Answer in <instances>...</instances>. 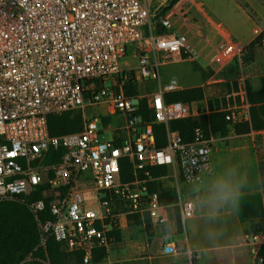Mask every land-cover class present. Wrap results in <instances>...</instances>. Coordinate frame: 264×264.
<instances>
[{
    "label": "built area",
    "instance_id": "1",
    "mask_svg": "<svg viewBox=\"0 0 264 264\" xmlns=\"http://www.w3.org/2000/svg\"><path fill=\"white\" fill-rule=\"evenodd\" d=\"M170 1L0 0V202L27 204L38 247L50 237L66 254L93 264L97 249L114 244L121 214L138 217L145 232L147 221L168 222L167 206L148 187L164 179L176 193L181 225L193 218L194 204L182 198L181 187L211 172V140L196 127L184 142L169 124L208 113L207 100L167 102L182 86L163 81L161 68L202 58L219 82L215 77L226 68L243 69L249 44L264 47V30L254 27L243 44L211 19L203 0H177L164 12ZM232 97L238 101L219 112L230 126L248 123L246 88ZM143 103L151 122L142 118ZM63 114L78 115L81 129L51 136L48 118ZM153 125L165 128L163 147ZM122 160L131 166V182L120 180ZM151 167L168 173L150 179ZM44 210L50 219L40 221ZM261 220L263 228L241 235L246 264H264V215ZM161 252L172 257L178 249L169 243ZM23 264L48 262L29 255ZM183 264H193L191 254Z\"/></svg>",
    "mask_w": 264,
    "mask_h": 264
},
{
    "label": "crops",
    "instance_id": "2",
    "mask_svg": "<svg viewBox=\"0 0 264 264\" xmlns=\"http://www.w3.org/2000/svg\"><path fill=\"white\" fill-rule=\"evenodd\" d=\"M253 46L257 47L258 44H249L246 55L248 54V50L250 48L251 57H253ZM252 62L253 58H251L250 63ZM250 63L245 64L244 62L243 69L249 66ZM262 78H260L257 83H247L251 93L258 91L260 87V80ZM249 94L247 93L248 101ZM202 102H204V100L194 103ZM206 105L209 110L208 102ZM252 106L251 108H253ZM209 114L210 110L208 113L200 114L198 117L202 115L208 116ZM250 122L251 109L250 121L244 124H250ZM244 124L236 126L229 125V132L226 136H220L219 134L215 135L210 132L208 138L211 140V172L209 174L202 175L200 182L191 186L181 187L182 198L191 200L194 204V216L192 219L187 221L191 223V229L198 227L200 224L199 221L203 217H213L216 215L230 217L234 221L233 224L238 226V235H235L237 236V244L233 245L231 249L237 250V255L240 257V264H246L249 260L247 250L240 246V228L244 224H252V222H255L256 224V221H261L264 215V137L261 142L253 139L257 136H264V129L259 131L250 130L248 133H236L234 131V128ZM231 133L235 135V138H240L246 135L252 137L249 147L241 145L238 140H228V136ZM220 180L231 182V184L238 190L239 194L228 203L217 204L210 199V194L214 192V182ZM164 181L168 180L164 179L153 183L158 184ZM166 206L168 222L161 227L163 228L171 225L174 228L175 217L177 218L178 225V209L174 204ZM175 213L176 216L174 215ZM134 220L135 216L125 214H121L119 218V228L116 232H120L121 240L118 242L115 241L114 244H121L118 248V252L123 254L121 258L122 262H126L128 264H183L188 260L189 254H191L190 250H199L202 252L201 258L198 261L193 260V264H206L207 258L204 255L205 249L200 247L198 243L189 236L190 234L186 232V224L185 226L181 225V228H183L182 233L169 235L168 233L162 234L160 231L161 227L151 226L148 221L146 223L147 226H150V229L145 232L141 222L140 225H137ZM133 224H135L137 228L139 227L142 233L138 236L135 235V237L130 240L127 239V232L134 226ZM174 231H177L176 228ZM116 232H114V234ZM169 243L176 245L178 254L172 257H164L161 252L162 246ZM110 248L106 251V259ZM107 264H109V262ZM207 264L223 263H218L217 259H215V261Z\"/></svg>",
    "mask_w": 264,
    "mask_h": 264
},
{
    "label": "rangeland",
    "instance_id": "3",
    "mask_svg": "<svg viewBox=\"0 0 264 264\" xmlns=\"http://www.w3.org/2000/svg\"><path fill=\"white\" fill-rule=\"evenodd\" d=\"M206 11L216 23L221 24L232 33L233 37L245 44L253 38L252 29L259 27L264 30V0H203ZM253 62L244 69L239 67H229L218 74L213 81L212 73L207 68V61L198 58L192 62H183L180 64L166 65L161 68L162 80L176 79L182 86V90L201 88L204 90V99L214 107V111L225 109L228 105H232L236 98L232 94L238 92L240 87H245L249 94L251 84L257 83L260 78L264 77V47L258 45L252 47ZM127 61V60H126ZM129 62V61H128ZM134 61L131 63L135 65ZM126 65L122 61L121 66ZM134 93V92H132ZM103 110H92L90 113H101ZM102 128V126H98ZM112 128V126H111ZM231 133L228 140H238L241 145L249 147L252 137L246 135L240 138H235ZM264 136L254 137L255 141L261 142ZM102 140H109L110 136L107 133H102ZM160 190L164 192H172V184L168 181L157 184ZM116 209L124 210L122 206H115ZM175 212V211H174ZM176 216V213L174 214ZM134 219V218H133ZM135 221V220H134ZM233 220L227 216L203 217L199 221V226L191 229V223H186V232L189 233L200 247L205 249L204 255L207 258L206 264L217 259L218 263L223 264H240V257L237 255L236 249H231L236 245V237L238 235V226L233 224ZM252 224L242 225L240 235L251 232L253 227L261 226V221H256ZM251 224V225H250ZM127 232V239H133L135 235H140L142 231L135 224ZM176 228V232L174 229ZM162 234L182 233L183 228L177 225V218H174V228L171 225L161 227ZM151 234V232H150ZM153 234V231H152ZM160 234V233H158ZM126 238V237H125ZM120 243H115L111 246L108 257L105 259L106 264H128L121 261L123 256L119 253L118 248ZM193 260H200L201 251L190 250ZM198 258V259H197Z\"/></svg>",
    "mask_w": 264,
    "mask_h": 264
},
{
    "label": "trees",
    "instance_id": "4",
    "mask_svg": "<svg viewBox=\"0 0 264 264\" xmlns=\"http://www.w3.org/2000/svg\"><path fill=\"white\" fill-rule=\"evenodd\" d=\"M177 0H171L169 6L163 9L167 11ZM250 48L248 54L244 57L245 64L251 61ZM130 91L129 93H131ZM204 90L201 88H192L181 90L166 95L167 102L194 103L204 100ZM249 101L253 105L251 108V122L234 128L236 133H248L250 130L259 131L264 129V78L260 80L258 91L249 94ZM142 118L144 121L151 122L152 116L145 110L142 104ZM210 114L202 115L198 118H191L181 121H175L169 124V129L180 134L184 142L192 139L193 130L200 127L206 137L209 133L226 136L229 132V124L225 120V114L214 111V107L209 103ZM81 129L80 118L78 115L63 114L61 116H52L48 118V131L51 136H58L77 132ZM153 132L157 147L165 145V128L162 125H153ZM62 154V150L59 154ZM59 159L54 158L51 163H58ZM150 179H156L166 176L168 169L164 167H151L147 169ZM141 177H144L141 175ZM134 176L127 160L121 161L120 180L121 182H131ZM149 192H158L160 202L164 205L175 204L177 197L174 191L164 192L160 190L157 183L149 184ZM40 198L33 196L31 201ZM176 212V211H175ZM39 220H49V214L46 210L39 213ZM135 223L140 225V219L135 217ZM181 227L178 217V227ZM263 226L253 227L252 231H257ZM150 226H147V230ZM115 241L121 240L120 232H116ZM40 243V234L35 216L28 209L26 203L15 201L0 202V264H23V261L29 256L47 261L48 264H82V255L66 254L62 246L53 238H47L44 247H38ZM106 251L103 248L95 251L92 263L105 264Z\"/></svg>",
    "mask_w": 264,
    "mask_h": 264
},
{
    "label": "clouds",
    "instance_id": "5",
    "mask_svg": "<svg viewBox=\"0 0 264 264\" xmlns=\"http://www.w3.org/2000/svg\"><path fill=\"white\" fill-rule=\"evenodd\" d=\"M214 192L210 199L217 204H224L232 201L239 193L238 190L228 181H216L213 184Z\"/></svg>",
    "mask_w": 264,
    "mask_h": 264
}]
</instances>
